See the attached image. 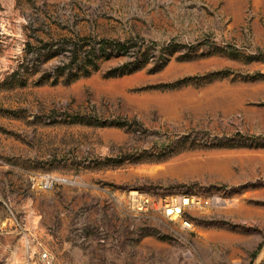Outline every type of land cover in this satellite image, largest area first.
Here are the masks:
<instances>
[{
  "label": "rangeland",
  "instance_id": "374dc122",
  "mask_svg": "<svg viewBox=\"0 0 264 264\" xmlns=\"http://www.w3.org/2000/svg\"><path fill=\"white\" fill-rule=\"evenodd\" d=\"M103 40L149 55L53 83ZM131 190L224 203L186 211V229L131 210ZM43 249L55 264H264V0H0V264Z\"/></svg>",
  "mask_w": 264,
  "mask_h": 264
},
{
  "label": "built area",
  "instance_id": "2783aa9c",
  "mask_svg": "<svg viewBox=\"0 0 264 264\" xmlns=\"http://www.w3.org/2000/svg\"><path fill=\"white\" fill-rule=\"evenodd\" d=\"M56 181V177L47 176L43 180V188H51ZM126 201L128 207L135 212H160L170 220H180L186 229L194 227L193 220L184 217L186 211L192 209L208 210L224 203V200L217 196L202 198L194 195H180L176 199L155 198L138 190L129 191ZM38 260L40 264H55L56 258L48 249H43L38 254Z\"/></svg>",
  "mask_w": 264,
  "mask_h": 264
},
{
  "label": "trees",
  "instance_id": "16d2710c",
  "mask_svg": "<svg viewBox=\"0 0 264 264\" xmlns=\"http://www.w3.org/2000/svg\"><path fill=\"white\" fill-rule=\"evenodd\" d=\"M98 46H92L91 50L89 52H85L83 58L79 62L78 65H74L72 63L68 64L66 68H57V71L54 72V76H56L57 80H55L53 83L56 84L59 82L60 77H64L66 79V84H70L76 80H78L80 77L83 76H89L92 73V70H89L90 67L93 68V70H96V64L99 60L102 59H110L113 57H119L123 56L124 54H131L133 60H127L125 62H122L117 67H115L112 71L109 72L108 76H123L128 73H131L135 70H138L141 68V66H136V63L140 62L142 59H145L147 55H149V48L145 49V53L139 54L138 52H130L131 46L128 42H116V41H106L103 40L97 44ZM170 48L167 46V49ZM75 55H78L77 51H74ZM165 53L163 51H160V64L157 70H160L164 68L168 62L169 58H165ZM147 59V58H146ZM79 72H83V74H78ZM16 73H20V69L17 70Z\"/></svg>",
  "mask_w": 264,
  "mask_h": 264
}]
</instances>
